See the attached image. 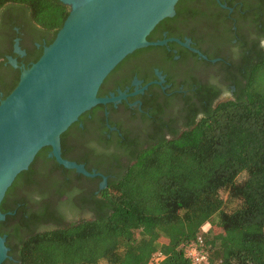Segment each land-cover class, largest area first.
I'll list each match as a JSON object with an SVG mask.
<instances>
[{
    "label": "trees",
    "instance_id": "trees-1",
    "mask_svg": "<svg viewBox=\"0 0 264 264\" xmlns=\"http://www.w3.org/2000/svg\"><path fill=\"white\" fill-rule=\"evenodd\" d=\"M190 1L177 0L173 15L180 16ZM6 5L22 8L44 31L58 30L68 11L50 0H0V9ZM259 10L264 12V3ZM244 65V83H234L233 98L203 106L201 117L180 134L157 138L138 152L95 200L92 220L34 231L28 222L49 219L22 218L7 235L8 255L16 264H147L159 252V264H191L182 247L199 236L206 264H264V53ZM73 126L59 136L60 144ZM26 174L18 173L4 194ZM8 197L0 202L2 214ZM226 203L231 210H224ZM10 219L5 215L4 222ZM204 224L209 228L203 233Z\"/></svg>",
    "mask_w": 264,
    "mask_h": 264
},
{
    "label": "flooded vegetation",
    "instance_id": "flooded-vegetation-1",
    "mask_svg": "<svg viewBox=\"0 0 264 264\" xmlns=\"http://www.w3.org/2000/svg\"><path fill=\"white\" fill-rule=\"evenodd\" d=\"M261 3L264 0L185 2L180 16L173 15L152 29L146 41L166 42L125 56L96 93L100 98L122 93L125 98L80 115L60 144L62 159L81 165L93 176L58 165L48 157L49 149L37 159L34 156L26 177L3 195L9 196L4 208L11 218L1 221L4 245L22 218L45 215L49 219L28 222L34 231L55 228L69 218L76 217V223L92 220L95 200L103 196L109 181L125 174L138 152L157 138L168 140L180 134L191 119L201 117L203 106L213 108L231 100L234 83H244V62L264 53ZM170 39L180 44L188 41L187 47ZM17 208H22L19 214ZM8 252L9 248L1 264H16Z\"/></svg>",
    "mask_w": 264,
    "mask_h": 264
},
{
    "label": "water",
    "instance_id": "water-1",
    "mask_svg": "<svg viewBox=\"0 0 264 264\" xmlns=\"http://www.w3.org/2000/svg\"><path fill=\"white\" fill-rule=\"evenodd\" d=\"M50 1L68 10L56 31L37 29L17 5L0 10V202L15 176L44 147L63 168L93 176L60 157L59 136L92 107L125 98L96 93L125 56L166 42L145 38L159 21L173 16L177 2ZM187 42L180 45L187 47ZM4 217L0 213V222ZM4 241L0 235V264L8 258Z\"/></svg>",
    "mask_w": 264,
    "mask_h": 264
},
{
    "label": "built area",
    "instance_id": "built-area-1",
    "mask_svg": "<svg viewBox=\"0 0 264 264\" xmlns=\"http://www.w3.org/2000/svg\"><path fill=\"white\" fill-rule=\"evenodd\" d=\"M209 228L208 224H204L200 227L201 232H206ZM202 239L197 236L196 239L182 247L183 255L189 260L191 264H206V254L201 249ZM163 256L159 252L153 253L147 264H159Z\"/></svg>",
    "mask_w": 264,
    "mask_h": 264
},
{
    "label": "rangeland",
    "instance_id": "rangeland-1",
    "mask_svg": "<svg viewBox=\"0 0 264 264\" xmlns=\"http://www.w3.org/2000/svg\"><path fill=\"white\" fill-rule=\"evenodd\" d=\"M240 178H242V177H240ZM220 196L225 200V196L226 195L224 193H220ZM232 207H233V204L232 203H226L225 206H224V210L229 211V210H231ZM75 219H76V217L75 218L66 219L64 223L65 224H69L70 221L73 222V220H75ZM217 232L218 231H216L215 233H217ZM98 264H105V263L104 262H99Z\"/></svg>",
    "mask_w": 264,
    "mask_h": 264
}]
</instances>
